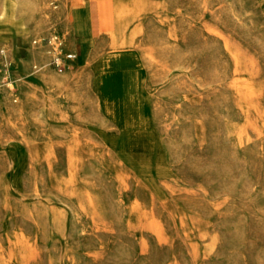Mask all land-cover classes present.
<instances>
[{
    "label": "rangeland",
    "instance_id": "rangeland-1",
    "mask_svg": "<svg viewBox=\"0 0 264 264\" xmlns=\"http://www.w3.org/2000/svg\"><path fill=\"white\" fill-rule=\"evenodd\" d=\"M110 2L0 0V264H264V0Z\"/></svg>",
    "mask_w": 264,
    "mask_h": 264
},
{
    "label": "bare ground",
    "instance_id": "bare-ground-1",
    "mask_svg": "<svg viewBox=\"0 0 264 264\" xmlns=\"http://www.w3.org/2000/svg\"><path fill=\"white\" fill-rule=\"evenodd\" d=\"M111 2V7H113V0H110ZM10 3V2H9ZM80 3V2H79ZM10 5V4H9ZM11 6V5H10ZM9 8V7H8ZM10 9V8H9ZM9 9H8V11H9ZM13 10V9H12ZM74 15V14H73ZM74 17V16H73ZM7 18H8V16H7ZM14 19V18H13ZM3 20V19H2ZM11 20V19H10ZM5 22V21H4ZM8 22V21H7ZM10 22V21H9ZM103 29H105L104 27H103ZM109 73V72H108ZM108 73H107V75H108ZM108 77V76H107ZM106 78V77H105ZM110 81H111V79H110ZM106 82V81H105ZM113 83V82H112ZM128 96V95H127ZM106 97V96H105ZM128 103H130V102H128ZM102 104V103H101ZM129 105V104H128ZM134 107V106H133ZM135 109V108H134ZM123 111V110H122ZM136 111V110H135ZM130 116V115H129ZM105 133V132H104ZM103 133V134H104ZM3 243V242H2Z\"/></svg>",
    "mask_w": 264,
    "mask_h": 264
}]
</instances>
